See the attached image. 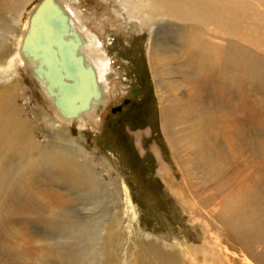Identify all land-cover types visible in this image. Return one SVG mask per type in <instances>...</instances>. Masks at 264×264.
<instances>
[{"label": "rangeland", "instance_id": "rangeland-1", "mask_svg": "<svg viewBox=\"0 0 264 264\" xmlns=\"http://www.w3.org/2000/svg\"><path fill=\"white\" fill-rule=\"evenodd\" d=\"M4 1L0 10L7 14L12 6L4 10ZM37 1L24 6L20 26ZM137 1L73 4L95 36L97 56L111 66L109 92L103 95L108 100L100 104L95 127L60 120L30 66L17 58L15 66H7L16 51L17 29L0 56V97L14 88L30 126L25 150L4 152L0 159V264H134L137 247L149 245L173 264H264V237L247 246L205 201L238 192L241 201L259 209L264 226V66L259 67L264 0H201L231 9L241 35L228 41L255 50L260 74L246 73L239 62L209 65L207 51L184 37L190 22L181 25L152 15L147 5L138 9ZM191 90L197 113L193 123L205 132L203 147L224 165L221 177L203 166L208 162L203 155L185 171L163 130L162 102ZM71 94L87 101L97 87L86 79ZM124 99L129 102L123 104ZM118 106L121 110L113 112ZM69 143L75 144V153L81 145L88 162L82 150L76 156L62 148ZM41 151L55 162L44 164ZM59 152L71 161L67 171ZM91 169L105 182L99 188L92 189L82 176ZM180 184L185 198L174 191ZM145 255L157 264L150 251Z\"/></svg>", "mask_w": 264, "mask_h": 264}, {"label": "bare ground", "instance_id": "bare-ground-1", "mask_svg": "<svg viewBox=\"0 0 264 264\" xmlns=\"http://www.w3.org/2000/svg\"><path fill=\"white\" fill-rule=\"evenodd\" d=\"M29 1L31 0H5L3 2L2 8L4 10H7L9 6L12 7L9 8L7 14H4L1 11L2 9L0 10V56L4 53L11 39L15 37L17 31H19L15 54L10 58L7 66H15L16 58L18 62L22 60L30 66L31 74L51 99V107H53L60 120H63L67 124L74 123L80 128L90 129L95 127L101 117L100 114H97L98 109L104 101V92L100 83L104 85L108 83L107 77L111 66L110 61L97 56L94 50V46H96L95 36L83 24L77 10L73 7V4H78L80 0H38L32 7L33 10L31 9L29 12L27 20H22L20 26L21 15L24 14V17L26 15L23 12L24 6ZM135 5L138 9H142L144 5H147L151 8L152 12H150L152 15L172 19V22H177V24L182 21L184 23L190 22L184 25V37L190 39L191 45L195 46L198 50L207 51L209 65H218L223 68V65L224 67L227 65L226 62H239L243 65L246 73H257L258 71L259 74L262 73L260 71H263L264 68L260 70L259 67L262 68L264 66V61H260L258 67L253 48L249 46L242 47L241 44L237 46L236 42H234V45L231 42L232 40L228 41L230 40L229 36L239 37L241 35L232 24L233 12L228 6L217 9L215 6L204 4L201 0H138ZM130 6L134 13V4H130ZM47 10L51 11L50 18L55 19L60 24L62 31L58 47L54 48L56 52L54 55L51 51L52 42L50 36L53 34L56 26L53 23H49L46 15ZM8 15H11V17ZM6 16L9 17L7 21L5 19ZM47 28H49V33ZM39 30L45 33L46 45L44 47L37 44L36 34ZM64 46H74L71 50L73 64L70 66H75V69L81 67L84 72L94 79L97 87V94L83 106L82 98L78 100L69 95L70 88L78 85L79 80L68 69V64L60 51V48ZM48 54L51 56H48ZM53 58L56 62L53 61ZM98 77L99 82L97 80ZM106 87L108 88L107 85ZM13 90L14 88L10 91L8 90L9 93L1 94L0 97V159L4 152L8 155L13 150H25L30 141V126L27 124L26 117H24L23 108L17 102V93H14L15 91L13 92ZM187 94L172 93L162 102L163 130L174 152L183 162L185 171L189 163L192 164L196 161L198 155H203L208 159V162H202L203 166L212 169L211 172H215L221 177L226 171L224 165L210 150L208 152L203 147L205 132L199 129L200 125L198 123L195 125L193 123L197 114L195 113V106L193 104L195 93L191 90ZM69 104L70 108L68 107ZM77 146L80 150L76 149L78 150L77 152L82 153V150L84 152L82 156L88 162L86 154L89 153L81 145L77 144ZM74 147L75 144L69 143V145L62 148H65V151L75 153ZM5 154L3 157H5ZM39 154H41L40 159H42L44 164H47L49 161L55 162L48 159V152L43 153L41 151ZM58 155L67 163L68 166H64L67 171L71 161H69L64 152H59ZM77 167L79 168V166ZM82 168L86 169L87 164L84 163ZM94 173L92 169L91 171L83 170L82 175L85 182L92 189L96 185L99 188L100 184H105V182L97 180ZM204 185L207 184L204 183ZM123 189L125 190L124 187ZM203 189L205 190L206 186ZM174 191L183 196L182 198H185L186 192L182 184L175 187ZM126 194L124 193L123 196L127 197ZM238 194V192L235 195L233 193H226L222 195L220 201H216L217 198H215L216 200L208 198L205 201L214 206L217 214L223 220L221 222H224L230 234L242 240L247 246L254 243L257 244L264 237V226L260 224L262 219L258 215L259 209L251 208L249 203L247 204L244 200L241 201V196ZM127 210L130 212L131 208ZM148 251L155 255L156 260H153L155 263L173 264L169 258L158 253L156 248L150 245L147 247H137L133 257L134 264H150L147 261L149 257H147V260L145 259V253Z\"/></svg>", "mask_w": 264, "mask_h": 264}, {"label": "flooded vegetation", "instance_id": "flooded-vegetation-1", "mask_svg": "<svg viewBox=\"0 0 264 264\" xmlns=\"http://www.w3.org/2000/svg\"><path fill=\"white\" fill-rule=\"evenodd\" d=\"M50 10H47V12H46L48 21H49V23H53L56 26L55 29H54L53 34L50 36V40L52 42L51 51H52V53L54 55L56 53L55 50H54V48L55 47H58V42H59V39H60V37L62 35V31H61L60 24L55 19L50 18V15H51V11ZM47 29H48V33H49V28H47ZM36 38H37V44H38V46L44 47L46 45L45 33L42 30H39L37 32ZM73 48H74V46H64V47L60 48V51H61L62 55L64 56V59H65L66 63L68 64V69L72 72L73 75H76V78H78V80H79L78 84H80L81 82H85L86 83V79H91V80L94 81V79L92 77H90L86 72H84L81 67H78V69H75V66L74 67L73 66L72 67L70 66V65L73 64V61L71 60V50ZM48 56H51V55L48 54ZM53 61L56 62V60L54 58H53ZM97 80L99 82V77L97 78ZM100 84H101V88H102L103 92H109L108 91V88L106 87V85H104L102 83H100ZM71 90H73V87H71L70 90H69L70 97H73V95L71 94ZM91 98L90 99H87V101L91 100ZM107 100L108 99H105L103 101V104H106L107 103ZM87 101L82 98V106ZM68 107L69 108L71 107L70 104L68 105ZM69 112H71V111H69ZM71 113H74V112H71ZM100 119H101V117H100Z\"/></svg>", "mask_w": 264, "mask_h": 264}, {"label": "water", "instance_id": "water-1", "mask_svg": "<svg viewBox=\"0 0 264 264\" xmlns=\"http://www.w3.org/2000/svg\"><path fill=\"white\" fill-rule=\"evenodd\" d=\"M128 102H129V99H124V103L125 104H127ZM121 108H122L121 106H118V107L112 108V111L113 112H116L117 110H121Z\"/></svg>", "mask_w": 264, "mask_h": 264}]
</instances>
